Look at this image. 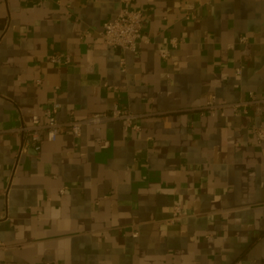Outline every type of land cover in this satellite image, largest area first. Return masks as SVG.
I'll return each instance as SVG.
<instances>
[{
  "label": "crops",
  "instance_id": "1",
  "mask_svg": "<svg viewBox=\"0 0 264 264\" xmlns=\"http://www.w3.org/2000/svg\"><path fill=\"white\" fill-rule=\"evenodd\" d=\"M132 7L135 54L99 36L119 0H0V264H264V156L251 134L264 120L252 106L205 108L211 95L264 96V0ZM53 103L61 123L117 105L139 130L110 121L75 139L66 127L19 155L17 129Z\"/></svg>",
  "mask_w": 264,
  "mask_h": 264
},
{
  "label": "built area",
  "instance_id": "2",
  "mask_svg": "<svg viewBox=\"0 0 264 264\" xmlns=\"http://www.w3.org/2000/svg\"><path fill=\"white\" fill-rule=\"evenodd\" d=\"M134 0H119V10L117 15L102 24L99 36L103 44L111 49H119L121 52H130L135 54L138 52V41L140 39V32L142 28L143 12L139 9L133 8ZM242 45L240 55H248L251 52V43L246 37L239 39ZM181 42L176 39H170L169 45L172 48H176ZM161 57L167 58L168 52L161 54ZM47 61L50 64H62L68 65L70 63L69 57L62 58L59 55L48 56ZM121 71L124 72V59L120 61ZM235 74L240 75L241 70L235 69ZM37 84H39L37 82ZM252 106L257 116L264 120V96L258 97L254 94H250L244 101L233 103L231 105L219 104L215 96L211 95L206 100L205 108H207L213 115L215 110H222L225 107H230L233 110L242 111L246 113L247 109ZM60 108L58 103H53L42 110L40 114L33 115L30 123L25 124L17 129L19 138L21 141V147L19 155L23 153L27 148H31L38 152L40 145L43 142L54 143L64 128L68 127L70 134L73 138H79L81 136V130L84 126L100 125L110 121H123L124 129L139 130L138 125L134 124L140 116L129 113L126 110L120 109L117 105H114L109 113H95L88 117L70 121L68 123H61L57 121L56 114ZM251 134L258 145L261 154L264 156V124L253 125L251 127ZM108 143L106 141L99 142L100 148H106ZM60 194H63V189L59 190ZM182 216V210L180 206H174L172 210L171 218L169 222L179 219ZM3 244L0 243V249Z\"/></svg>",
  "mask_w": 264,
  "mask_h": 264
}]
</instances>
